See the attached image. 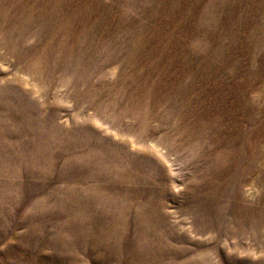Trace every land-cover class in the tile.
I'll use <instances>...</instances> for the list:
<instances>
[{"label":"rangeland","instance_id":"obj_1","mask_svg":"<svg viewBox=\"0 0 264 264\" xmlns=\"http://www.w3.org/2000/svg\"><path fill=\"white\" fill-rule=\"evenodd\" d=\"M0 264H264V0H0Z\"/></svg>","mask_w":264,"mask_h":264}]
</instances>
